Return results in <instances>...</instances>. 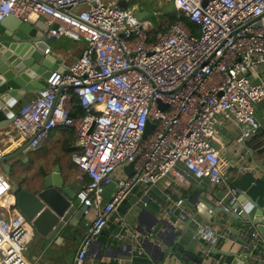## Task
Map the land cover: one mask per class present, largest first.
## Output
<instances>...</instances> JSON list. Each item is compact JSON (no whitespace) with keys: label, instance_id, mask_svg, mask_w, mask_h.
<instances>
[{"label":"built area","instance_id":"obj_1","mask_svg":"<svg viewBox=\"0 0 264 264\" xmlns=\"http://www.w3.org/2000/svg\"><path fill=\"white\" fill-rule=\"evenodd\" d=\"M121 1L128 2L125 8ZM129 2L0 0V23L7 16L26 22L36 15L47 27V38L84 42L77 59L51 71L8 127L10 142L19 146L29 140L32 148L58 127L75 134L76 198L86 207L84 214L94 210L96 215L73 264H84L133 187L167 174L185 186L194 179L226 183L213 135L228 121L242 125L238 140L260 127L255 106L264 98V80H252L248 72L264 64V0H173L178 17L189 19L197 31L178 19L153 36L149 14L137 18L142 10ZM74 100L81 114H75ZM148 122L153 128L142 138ZM5 151L0 146V158ZM130 163L132 172L126 175L122 168ZM109 186L114 189L104 201ZM9 195L0 166V264H30L24 252L31 223L15 200L8 204ZM227 197V205L236 200L233 187Z\"/></svg>","mask_w":264,"mask_h":264},{"label":"crops","instance_id":"obj_2","mask_svg":"<svg viewBox=\"0 0 264 264\" xmlns=\"http://www.w3.org/2000/svg\"><path fill=\"white\" fill-rule=\"evenodd\" d=\"M50 41H54L49 43L51 54L60 60L55 68L57 70L73 63L84 47L83 41L67 37L51 38ZM248 75L254 81L258 77L264 80V64L250 70ZM45 83L46 80H42V84ZM35 93L29 95L30 99L35 97ZM255 117L260 127L243 140H238L242 125L234 121L219 127L212 137V143L219 150L223 171L227 174L226 183L213 185L194 179L189 186H185L167 174L153 184L140 186L135 202L124 212L116 209L111 215L103 230L108 235L107 240L105 243L93 242L84 264H158V252L147 251L136 239H151L150 235L161 232L162 220L172 221L175 212L183 211L193 214V217L186 228L183 222L177 220L176 228L185 233L179 243L191 251V257L180 251V244L170 238L172 244L169 247L174 251L169 257L171 264H264V235L255 231L248 236L247 226L231 225L230 218L210 208H217L221 201L227 203L228 187L238 188L253 200L250 203L244 199V203H250L255 209L264 208V98L255 106ZM10 130L0 129V146H4L5 153L18 147L9 140L12 136ZM74 143L72 129H53L39 147L24 155L28 158L24 162L28 179L23 182L18 178L22 175V166L13 171L16 175L13 179L19 181L22 187L32 189L34 181L40 180L57 165L65 184L77 186L79 171L71 160V156L78 152ZM221 150H224L223 156L220 155ZM233 182L236 185L233 186ZM113 189V186L107 187L104 201L109 199ZM6 199L8 204L14 201L11 195ZM82 214L76 225L68 226V232L53 241H47L33 232L24 252L30 264H73L77 249L96 215L94 210H89L87 214L83 211ZM205 234L211 235V238L205 237ZM155 242L161 248L167 247L165 242L156 239Z\"/></svg>","mask_w":264,"mask_h":264},{"label":"water","instance_id":"obj_3","mask_svg":"<svg viewBox=\"0 0 264 264\" xmlns=\"http://www.w3.org/2000/svg\"><path fill=\"white\" fill-rule=\"evenodd\" d=\"M120 6L125 8L126 4H120ZM147 15L146 11L136 12L137 18ZM46 29L42 19L37 18L36 15H31L26 22L7 16L0 23V129L10 126L16 114V107L28 102L29 95L44 86L42 80H46L51 71L57 70L55 68L58 67L60 60L51 54L48 42L50 39L45 34ZM46 49H49L48 53L44 52ZM162 107L164 109L165 105ZM152 128L153 125L148 122L142 138H145ZM29 142V140L24 141L20 146L6 152L0 158V166L10 183V193L14 197L16 207L30 221L33 232L47 241H53L67 233L68 226L76 225V220L83 217L82 213L86 207L76 198L80 183L77 186L66 185L57 165L53 166L47 174L42 175L40 180L34 181L32 189L22 187L19 181L10 177V172L19 169L21 164L27 161L28 158L24 155L34 150ZM22 155L24 157L20 158ZM220 155H224V150H221ZM122 171L130 175L132 164L125 165ZM224 175L227 176L226 172ZM232 184L236 185L235 182ZM138 189V186L133 187L116 208L117 211L124 212L135 202ZM235 190L237 197L232 204L227 205L229 201L227 203L221 201L217 208L213 206L210 208L230 218L231 225L247 226L248 236L255 231L264 235V208L255 209L250 205L253 200L247 194L243 195L238 188ZM244 199H248L250 203H244ZM223 206L228 207L229 210H225ZM234 208L240 211H233ZM174 215L172 221L160 222L162 223L160 233L150 235L151 239L141 240L144 249L158 252V264H171L169 257L174 254V251L172 247H169V244H172L170 238L180 244L179 241L183 235L185 236V233L176 228L177 220L183 222L186 228L193 217V214L188 215L184 211L175 212ZM214 223H216L215 219ZM107 237L108 235L102 231L96 241L105 243ZM155 239L165 242L167 247L161 248ZM178 249L191 257V251L185 245L180 244ZM213 251L216 252V250Z\"/></svg>","mask_w":264,"mask_h":264},{"label":"trees","instance_id":"obj_4","mask_svg":"<svg viewBox=\"0 0 264 264\" xmlns=\"http://www.w3.org/2000/svg\"><path fill=\"white\" fill-rule=\"evenodd\" d=\"M132 1V0H131ZM128 2H124V1H121L119 2V5L120 4H126ZM131 3V2H129ZM127 6V4H126ZM121 7V6H120ZM156 11V10H155ZM157 13H160V17H163V18H166L167 19V24L166 26H162L161 22L156 20V16H153L151 14V16L153 17L151 20L153 22V28L152 30L150 31V36H153L155 33L157 32H165L167 30V28L172 24L174 23L175 21H177L178 19H181V21L183 22V24L189 28L190 30H192L193 32H196L197 31V26L194 25L191 21H189V19L183 17V16H180L178 17V10L175 8V5L173 3V0L172 1H169L168 4H167V7L166 8H160L158 11H156ZM73 108L75 110V114H81V109L79 107V105L77 104V102L74 100L73 101Z\"/></svg>","mask_w":264,"mask_h":264},{"label":"rangeland","instance_id":"obj_5","mask_svg":"<svg viewBox=\"0 0 264 264\" xmlns=\"http://www.w3.org/2000/svg\"><path fill=\"white\" fill-rule=\"evenodd\" d=\"M169 1L172 0H132V3H130V5H135L139 10L142 11H146L149 14L150 19H152L153 17L151 16V14L153 12L158 11L160 8H166L167 4ZM156 10V11H155ZM156 20L160 21L162 26H166L167 24V19L160 17V13L156 12ZM49 43H54V41H48ZM26 165L23 163L22 166V175L18 176V178L20 179V181L22 180L23 182L28 179V175H27V171H26ZM223 169V166H222ZM10 177L11 178H15V174L13 172H10ZM89 216V215H88Z\"/></svg>","mask_w":264,"mask_h":264},{"label":"flooded vegetation","instance_id":"obj_6","mask_svg":"<svg viewBox=\"0 0 264 264\" xmlns=\"http://www.w3.org/2000/svg\"><path fill=\"white\" fill-rule=\"evenodd\" d=\"M21 166H23V164H21Z\"/></svg>","mask_w":264,"mask_h":264}]
</instances>
